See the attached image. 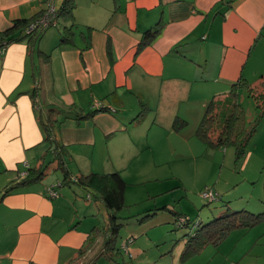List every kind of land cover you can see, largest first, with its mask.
<instances>
[{
  "label": "crops",
  "instance_id": "obj_1",
  "mask_svg": "<svg viewBox=\"0 0 264 264\" xmlns=\"http://www.w3.org/2000/svg\"><path fill=\"white\" fill-rule=\"evenodd\" d=\"M45 1L0 0V32L42 14ZM158 22L161 33L138 51ZM53 23L39 27L36 45L9 43L0 55V264H72L95 243L79 253L93 208L71 191L48 197L59 178L48 172L123 171L127 180L186 127L195 135L209 100L234 83L258 89L264 75L255 63L264 58V0H75L73 19ZM47 159L41 179L19 183Z\"/></svg>",
  "mask_w": 264,
  "mask_h": 264
},
{
  "label": "rangeland",
  "instance_id": "obj_2",
  "mask_svg": "<svg viewBox=\"0 0 264 264\" xmlns=\"http://www.w3.org/2000/svg\"><path fill=\"white\" fill-rule=\"evenodd\" d=\"M262 62L261 56L255 59L256 64ZM237 91L246 119H254L258 113L256 100L246 87ZM98 108L107 110L105 106ZM189 128L180 133L183 140L174 139L164 151L152 153L143 172L138 173L141 163L134 164L129 172L132 177L127 180L122 171L127 181L125 205L114 212L118 230L112 237L108 212L93 192L64 181V170L46 174L48 177L59 174L58 180L51 182H64L58 187L60 194L71 191L76 205L87 202L93 208L92 215L81 222L80 228L89 232L95 227L97 238L89 252L72 264H264V223L236 228L218 245H207L183 255L187 240L198 229L197 222L214 220L228 208L252 213L264 210V115L246 145L245 155L238 158L232 146L209 148L190 134ZM196 128L193 127L194 132ZM43 165L47 167L49 160ZM206 188L218 193L219 200L208 202L202 196ZM87 207L80 209L83 212ZM174 212L188 216L190 224L177 227ZM130 237L134 241L129 244L131 256H128L122 246ZM108 239H111L109 248L105 244Z\"/></svg>",
  "mask_w": 264,
  "mask_h": 264
},
{
  "label": "trees",
  "instance_id": "obj_3",
  "mask_svg": "<svg viewBox=\"0 0 264 264\" xmlns=\"http://www.w3.org/2000/svg\"><path fill=\"white\" fill-rule=\"evenodd\" d=\"M61 3L62 4H60L59 7L55 4L56 24L53 23L54 25L50 24V26L57 25L58 18L60 17L65 18L66 16H69L73 19L75 0H62ZM46 7L47 2L45 1L44 9ZM40 15L41 12L28 19L15 20L9 28L0 32V55L3 54L9 43L25 41L28 48L36 45L41 38L44 28H33L32 30H28V24L34 22ZM72 27L73 24L65 29L63 27L64 30H62L60 38L62 42L70 41L68 36L72 33ZM162 27L163 25L158 22L154 27L146 30L137 47V50L139 51L145 46L151 44L152 41H154V39L161 33ZM241 83L232 84L228 93L209 100L205 107L204 114L195 130L196 137L200 139L205 146L207 145L209 148L232 146L237 158L245 155L246 145L249 139L254 135L262 115H264V75L261 76V85L258 89H255L252 86L244 85V82ZM239 87H246L249 95L257 102V116L250 121L246 119L244 109L238 101L237 89ZM98 110L105 111L103 108H98ZM143 111L144 109L142 108L138 114L139 118L143 115ZM40 123L46 133V140L52 141V131L49 126V118L45 121L42 120ZM176 123H174V127H176ZM43 171V167L39 169H28L26 175L19 179V183L28 184L38 181L43 176ZM64 175V181L68 180L69 182H74L80 187L93 192V194L99 198L108 212V221L110 224L109 235L110 237L115 235L118 230V224L116 223V215L114 212L119 211L124 207L125 190L127 186V182L121 176L120 172H90L80 176H73L69 175L66 170ZM59 182L61 183V186H63L64 182ZM205 192H210L212 195L211 198H206L208 202L219 200L218 193H216L213 189L206 188V190L202 192V196ZM90 197L91 196L88 194V198ZM153 214H155V212ZM174 214L175 224L177 227L182 228L190 224L191 219L188 216L179 212H174ZM257 223H264V210L258 213H252L246 210L231 211L228 208L214 220H210L205 224H202L201 221H199L195 224L198 226V229L194 230L195 234L190 237V240H187L183 255L195 253L207 245H218L232 230L236 228L247 229ZM91 231L92 232L86 239L84 245L79 248L80 254H84L97 238L95 234V227ZM110 241L111 239L105 241L108 248L110 247ZM133 241L134 238H127L122 246V249L128 256H131L129 244Z\"/></svg>",
  "mask_w": 264,
  "mask_h": 264
},
{
  "label": "built area",
  "instance_id": "obj_4",
  "mask_svg": "<svg viewBox=\"0 0 264 264\" xmlns=\"http://www.w3.org/2000/svg\"><path fill=\"white\" fill-rule=\"evenodd\" d=\"M55 5L53 3V0H47V7L44 9L43 13L37 17V19L28 24V30H32L33 28H39L41 26H45V25H48L55 17ZM95 105L98 107V106H104V104L100 103V102H95ZM26 174V172H21V177H24ZM61 186V183L60 182H57V183H54V184H51V185H48L46 187V193H47V196L50 197V198H55L59 195V189L58 187ZM203 196L204 197H207V198H211V193L208 192V193H203Z\"/></svg>",
  "mask_w": 264,
  "mask_h": 264
}]
</instances>
